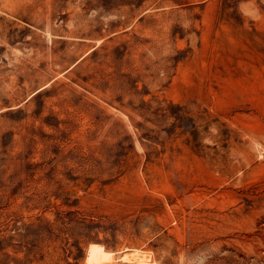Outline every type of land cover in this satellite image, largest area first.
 I'll use <instances>...</instances> for the list:
<instances>
[{"label":"rangeland","instance_id":"rangeland-1","mask_svg":"<svg viewBox=\"0 0 264 264\" xmlns=\"http://www.w3.org/2000/svg\"><path fill=\"white\" fill-rule=\"evenodd\" d=\"M96 246L264 264V0H0V264Z\"/></svg>","mask_w":264,"mask_h":264},{"label":"bare ground","instance_id":"bare-ground-1","mask_svg":"<svg viewBox=\"0 0 264 264\" xmlns=\"http://www.w3.org/2000/svg\"><path fill=\"white\" fill-rule=\"evenodd\" d=\"M107 254L108 253H105V252H103L101 249H100V247H94V250H93V252L91 253V259H90V261L92 262V261H95V260H97L99 257H107ZM137 254V253H136ZM102 261V260H101ZM93 263V262H92ZM94 263H96V262H94ZM93 263V264H94ZM97 263H99V262H97Z\"/></svg>","mask_w":264,"mask_h":264}]
</instances>
